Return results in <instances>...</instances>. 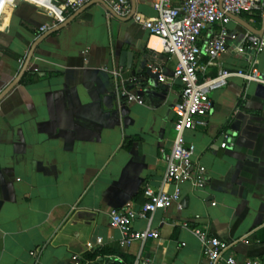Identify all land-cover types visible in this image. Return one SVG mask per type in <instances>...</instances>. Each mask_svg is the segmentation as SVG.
<instances>
[{
	"label": "crops",
	"instance_id": "obj_1",
	"mask_svg": "<svg viewBox=\"0 0 264 264\" xmlns=\"http://www.w3.org/2000/svg\"><path fill=\"white\" fill-rule=\"evenodd\" d=\"M154 1L130 4L137 14L156 18ZM186 1L173 0V6ZM78 10L66 11V19ZM263 13L240 18L259 31ZM53 23L31 3L6 7L0 95L21 74L33 44L51 30L41 28ZM228 29L248 31L234 21ZM218 31L205 32L200 45ZM124 52L132 55L131 69ZM209 63L203 56L201 64ZM176 64L157 37L101 4L42 41L20 83L0 102V264H74L76 257L118 264L122 256L132 264L139 257L154 264H206L185 221L228 242L226 257L238 264L264 262V84L239 77L211 95L214 110L206 126L186 133L207 169L208 186L181 184V210L172 206L133 224L135 231H158V240L122 247L123 234L111 224L112 210L143 206L148 187L175 189L164 186L163 155L174 144V108L183 87L147 70L155 65L170 79ZM208 66L206 76L215 77L221 69L249 71L252 65L229 52ZM256 68L264 81V54ZM119 91L143 103H129ZM225 141L234 146L223 149ZM99 251L110 255L88 259Z\"/></svg>",
	"mask_w": 264,
	"mask_h": 264
},
{
	"label": "built area",
	"instance_id": "obj_2",
	"mask_svg": "<svg viewBox=\"0 0 264 264\" xmlns=\"http://www.w3.org/2000/svg\"><path fill=\"white\" fill-rule=\"evenodd\" d=\"M54 1H57L56 4ZM92 0H67L61 6L58 0H0V18L6 7H17L21 3H31L54 19L52 27L45 26L41 32H47L66 21V11H76ZM109 7L120 17H129L132 13L130 0H109ZM153 7L158 13L156 18H147L135 13L132 20L144 28L150 36L157 37L161 42L163 54L177 59L175 70L168 79L155 65L148 69L159 74L160 82H178L183 90L180 100L174 108L176 121L174 124L175 140L171 152L164 154L166 172L164 186H174L172 193L165 190L156 192L151 187L145 191L147 202L137 208L128 204L121 209L110 212L113 227L123 234L122 247H130L135 242L145 243L160 239V233L147 228L144 231L133 230V224L138 220H149L159 210H168L172 206L182 209L180 185L187 183L196 190L208 186L207 169L197 157V148L186 142V133L204 127L207 118L214 110L211 95L227 87L231 78L239 77L249 82L264 84L256 68L258 57L264 54V35H254L250 31L243 34L231 32L228 29L232 19L229 15L241 17L244 14L257 15L264 10V0H187L180 6H173V0H155ZM213 27L219 31L210 35L202 47L200 41ZM230 42L235 43L230 46ZM233 53L251 62L249 71H231L221 69L217 76H206L208 65L218 60L223 54ZM209 59L208 65H202V57ZM119 98H125L129 103L142 104L137 96L127 91L117 92ZM233 143L225 141L222 148L233 147ZM183 228L189 229L202 244L204 262L206 264H238L233 256L226 257L230 249L228 242L210 236L199 227H191L185 221ZM92 249V245H88ZM74 264H88L85 259L76 257ZM134 264H154L150 260L139 257ZM245 264H264L258 260H248Z\"/></svg>",
	"mask_w": 264,
	"mask_h": 264
},
{
	"label": "water",
	"instance_id": "obj_3",
	"mask_svg": "<svg viewBox=\"0 0 264 264\" xmlns=\"http://www.w3.org/2000/svg\"><path fill=\"white\" fill-rule=\"evenodd\" d=\"M56 4H58L57 1H54ZM96 4H101L103 5L109 13H111L116 19L120 20V21H124V22H128L132 20L133 15L136 13V7L135 4L133 3V7H132V13L129 17H120L119 15H117L110 7L109 5H107L103 0H92L89 3H87L86 5H84L83 7H81L74 15H72L70 18L66 19V21L62 24H60L57 27H54L53 29H51L50 31H48L47 33L43 34L32 46L31 51L29 53V56L26 60V63L23 67V70L21 72V74L19 75V77L0 95V102L20 83L22 77L24 76V74L26 73L28 66L34 56L35 50L36 48L42 43V41H44L46 38H48L49 36L53 35L54 33L64 29L66 26H68L74 19H76L80 14H82L83 12H85L86 10H88L89 8L93 7ZM264 12V11H263ZM229 17L232 19V21L238 23L240 26H242L244 29L250 31L251 33H253L254 35L260 36L262 37L264 35V13H263V27L261 30H256L254 27H252L250 24H248L247 22H245L243 19H241L240 17H236L233 15H229ZM126 56L128 57V63L126 65V67H128L129 69L132 68V55L128 54V53H122V58H126ZM131 59V60H130ZM147 75H150L151 77L154 78H159V74H153L152 71H150L149 69L147 70Z\"/></svg>",
	"mask_w": 264,
	"mask_h": 264
},
{
	"label": "trees",
	"instance_id": "obj_4",
	"mask_svg": "<svg viewBox=\"0 0 264 264\" xmlns=\"http://www.w3.org/2000/svg\"><path fill=\"white\" fill-rule=\"evenodd\" d=\"M104 255H110V253L105 251H99L94 253L93 255L88 256V259L90 261H95L98 257H103ZM121 259L122 262H119L118 264H132V261L127 256H122Z\"/></svg>",
	"mask_w": 264,
	"mask_h": 264
},
{
	"label": "rangeland",
	"instance_id": "obj_5",
	"mask_svg": "<svg viewBox=\"0 0 264 264\" xmlns=\"http://www.w3.org/2000/svg\"><path fill=\"white\" fill-rule=\"evenodd\" d=\"M98 264H105V263H98ZM110 264V263H109Z\"/></svg>",
	"mask_w": 264,
	"mask_h": 264
}]
</instances>
